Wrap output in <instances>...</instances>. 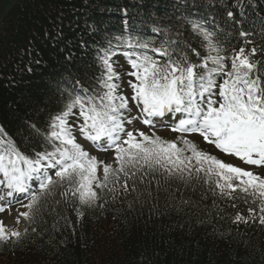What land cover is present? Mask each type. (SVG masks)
I'll return each instance as SVG.
<instances>
[{
	"label": "trees",
	"instance_id": "1",
	"mask_svg": "<svg viewBox=\"0 0 264 264\" xmlns=\"http://www.w3.org/2000/svg\"><path fill=\"white\" fill-rule=\"evenodd\" d=\"M240 9L249 33L241 38L227 18L231 12L236 20ZM195 12L215 16L221 46L255 47L260 58L264 0H0V131L24 152L40 150L44 140L32 126L43 132L68 90L93 84L95 54L131 34L118 32L126 19L204 55L187 22ZM161 185L151 198L105 190L102 206L45 198L21 238L0 243V264H264V225L257 214L249 218L243 194L232 200L198 181ZM237 213L248 222H234Z\"/></svg>",
	"mask_w": 264,
	"mask_h": 264
},
{
	"label": "snow or ice",
	"instance_id": "2",
	"mask_svg": "<svg viewBox=\"0 0 264 264\" xmlns=\"http://www.w3.org/2000/svg\"><path fill=\"white\" fill-rule=\"evenodd\" d=\"M188 22L202 37L204 55L175 41L165 40L156 45L153 40L133 35L115 37V44L109 40L100 50L103 55H98L103 67L97 78L100 87L92 94L87 89L75 95L68 93L63 107L50 116L43 132L32 126L51 151L45 149L27 156L0 131V189L6 190L0 199L15 194L28 198L27 204L22 199H7L8 208L20 203L28 211L19 215L31 219L42 196L57 186L65 189L61 195L68 200L74 197L81 206L92 207L102 206L97 203L100 194L96 189L151 198L154 191L161 190V180L165 183L177 180L184 185L198 181L208 184L210 190L219 189L222 197L232 200L237 199L233 193L239 189L245 194L246 204L251 198V204L258 205L259 222L264 225V177L223 162L183 136L179 139L183 147H178L177 141L162 139L154 132L148 135L137 130L134 134L125 128L133 120L155 128L156 119L169 116L175 121L167 125L172 131L199 134L226 155L248 165L264 166V47L259 49L260 58L255 47L246 50L241 46L229 51L214 40L213 33L201 29L194 21ZM239 35L247 37L249 33L241 31ZM250 43L244 41L245 45ZM122 48L133 50L122 54L133 69L127 75L137 81L128 83L133 90L131 99L140 109L138 116L126 115L131 113L129 100L118 93L116 81L120 80V74L115 70L118 61L113 57ZM137 49L140 51L136 52ZM73 128H78L80 135L97 150H113L117 167L90 156L77 143ZM101 165L103 179L98 177ZM187 203L181 200V204ZM231 206L236 207L234 203ZM173 207L181 210L178 205ZM5 210V206H0V212ZM74 210L83 216L80 208ZM247 210L249 218L256 217L257 207L250 206ZM240 221L248 222L237 213L234 222ZM13 237L19 240L21 233L6 231L0 221V243Z\"/></svg>",
	"mask_w": 264,
	"mask_h": 264
},
{
	"label": "rangeland",
	"instance_id": "3",
	"mask_svg": "<svg viewBox=\"0 0 264 264\" xmlns=\"http://www.w3.org/2000/svg\"><path fill=\"white\" fill-rule=\"evenodd\" d=\"M143 132L145 133L144 130H143ZM238 164L240 165V168H242V169L243 168L247 169L250 167V165L244 163L241 160H240V162L238 161ZM1 205H3V204L1 203ZM23 209H25V207H23ZM1 213L4 214L6 217L5 227H6L7 231L10 232L13 230H24V228L26 226V222L23 220L24 217L19 215L20 212L17 211V208L14 210H10V211L5 210ZM17 219H19V223H17Z\"/></svg>",
	"mask_w": 264,
	"mask_h": 264
}]
</instances>
